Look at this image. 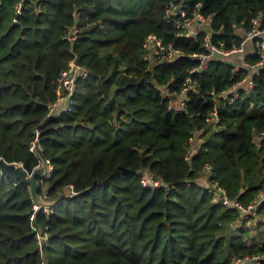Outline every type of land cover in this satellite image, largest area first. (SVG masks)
I'll return each instance as SVG.
<instances>
[{
	"label": "trees",
	"instance_id": "16d2710c",
	"mask_svg": "<svg viewBox=\"0 0 264 264\" xmlns=\"http://www.w3.org/2000/svg\"><path fill=\"white\" fill-rule=\"evenodd\" d=\"M196 4L225 49L254 19L264 29V0H0V157L52 165L38 178L48 210L0 170V264H264L251 213L213 197L217 185L256 205L264 225V67L250 68L261 38L248 66L215 55L202 67L204 32L178 25ZM149 33L182 53L147 55ZM72 62L87 70L72 110L47 115ZM187 77L195 88L183 91ZM144 169L166 186H142Z\"/></svg>",
	"mask_w": 264,
	"mask_h": 264
},
{
	"label": "built area",
	"instance_id": "2783aa9c",
	"mask_svg": "<svg viewBox=\"0 0 264 264\" xmlns=\"http://www.w3.org/2000/svg\"><path fill=\"white\" fill-rule=\"evenodd\" d=\"M199 4L195 5V8L191 11L190 14H186L184 11H181V15L183 16V20L178 22V25L182 28V33L187 36H192L197 34L198 32L202 31L204 32V38L202 42V46L204 48L203 51L195 53L194 56H196L200 62L202 63V67L204 63L212 56H231V55H238L240 62L236 64V67H244L248 66V64L244 61L243 56L246 51V49H249L251 45V40L254 37H260V40H257L256 45L258 46L259 52L262 56H264V29H260L258 27V20L254 19L253 21V27L250 31L245 33L243 35V40L238 46H234L231 49H225L223 42L220 44H214L210 41V35H211V29L209 26V17L204 15L202 12L198 10ZM177 11H179V8H177ZM143 47L146 50L147 55H157V54H164L165 57L168 60H171L175 58L177 55L181 54L182 51L180 49L172 48L170 45H165L162 42V39L154 34L149 33L146 35L144 41H143ZM259 67H264V59L257 60L253 64L250 65V68L257 69ZM195 69V68H194ZM192 69V70H194ZM87 75V70L85 67L81 66L80 64L76 62H72L69 67L66 69H63L60 71V78H59V84H58V91L60 92L58 97L54 102H52L49 106V111L47 115L50 114V112H53L58 108V105L60 103L65 104V109L67 111H71L72 107L75 103V100L73 98V94L76 91L77 88V78L78 77H85ZM247 83L248 87L250 88L252 85V81L250 77H246L243 79L242 83ZM195 88V81H192L190 77H187L185 80V86L183 87V91L187 89ZM210 120H216V110L212 111V113L209 116ZM262 134H264L262 132ZM37 135L38 131H36L35 139L32 141L29 149L32 152H35V145L37 143ZM189 152V151H188ZM191 152V149H190ZM45 167H46V173L50 175V171L52 170V165L49 164V160H45ZM206 168L210 171V166L206 165ZM140 183L144 187H159V186H166L164 182H162L160 179L154 177L149 171L146 169L141 171L140 175ZM214 189V200L220 201L222 204L228 206V207H234L238 210H240L243 213H250L255 210L256 205H247L243 206L241 203H239L237 200L232 199L227 196L225 193V190L220 186H213ZM46 191H44L45 193ZM43 193V196L45 194ZM40 206H45L46 210H48L47 205H37L33 204V209H37ZM49 206V205H48ZM247 214H245L246 216ZM261 259L260 255H253V256H244L243 258H236V263H253L257 264L259 260Z\"/></svg>",
	"mask_w": 264,
	"mask_h": 264
},
{
	"label": "water",
	"instance_id": "95a60500",
	"mask_svg": "<svg viewBox=\"0 0 264 264\" xmlns=\"http://www.w3.org/2000/svg\"><path fill=\"white\" fill-rule=\"evenodd\" d=\"M45 160L35 166L32 171H27L21 163L8 162L0 157V170L10 179L27 184L32 200L37 205H48L52 201L44 199V196L39 193L41 180L48 178L46 173ZM38 178H41L39 180Z\"/></svg>",
	"mask_w": 264,
	"mask_h": 264
},
{
	"label": "rangeland",
	"instance_id": "374dc122",
	"mask_svg": "<svg viewBox=\"0 0 264 264\" xmlns=\"http://www.w3.org/2000/svg\"><path fill=\"white\" fill-rule=\"evenodd\" d=\"M203 139H204V137H203ZM193 141H194V139L192 138V142ZM255 141L256 142L259 141V135L255 136ZM197 180H198V183H200L201 185H204V186L208 185V183L206 181H202V179H200V178H198ZM42 189L45 190L44 188H42ZM260 200H264V190H263V192L259 193L256 202H259ZM256 204H258V203H256ZM250 213H251V215L248 214V215H250V217L248 215H246V216L242 215L245 218L244 221H246L245 226L249 227V229H250L249 233L251 236H254V237H257L258 239H261L260 238L261 236L264 237V225L262 227H260L256 224V222H257V220H261L260 218L262 217V215L256 214L255 211H252ZM252 215H254V216H252ZM238 224H240V223H238ZM260 228H262V230ZM261 231H262V233H261ZM38 236H40V235H38ZM233 264H242V263H236L234 260Z\"/></svg>",
	"mask_w": 264,
	"mask_h": 264
}]
</instances>
